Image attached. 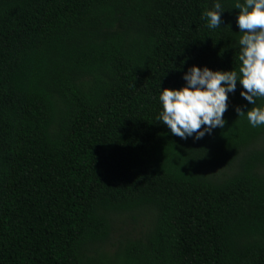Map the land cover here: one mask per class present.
I'll return each instance as SVG.
<instances>
[{"label": "trees", "instance_id": "trees-1", "mask_svg": "<svg viewBox=\"0 0 264 264\" xmlns=\"http://www.w3.org/2000/svg\"><path fill=\"white\" fill-rule=\"evenodd\" d=\"M219 3L221 25L202 14ZM244 0H0V264H264V125L237 82L181 139L163 89L237 71Z\"/></svg>", "mask_w": 264, "mask_h": 264}, {"label": "clouds", "instance_id": "clouds-1", "mask_svg": "<svg viewBox=\"0 0 264 264\" xmlns=\"http://www.w3.org/2000/svg\"><path fill=\"white\" fill-rule=\"evenodd\" d=\"M239 10L237 25L242 36L239 40V76L237 71H212L207 67L192 66L184 74L186 86L179 90L165 88L160 94L162 112L159 119L172 134L187 139H201L214 128H223L224 113L228 108V93L234 92L237 82L244 91L240 95L254 105L256 98H264V0H244L236 3ZM207 10L202 15L208 19V27L221 25V5ZM251 126L264 125V106L242 111Z\"/></svg>", "mask_w": 264, "mask_h": 264}]
</instances>
